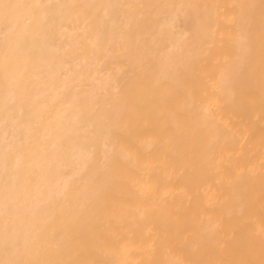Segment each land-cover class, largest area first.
<instances>
[{
  "label": "bare ground",
  "instance_id": "6f19581e",
  "mask_svg": "<svg viewBox=\"0 0 264 264\" xmlns=\"http://www.w3.org/2000/svg\"><path fill=\"white\" fill-rule=\"evenodd\" d=\"M0 264H264V0H0Z\"/></svg>",
  "mask_w": 264,
  "mask_h": 264
}]
</instances>
